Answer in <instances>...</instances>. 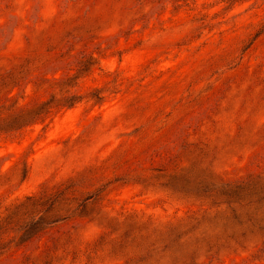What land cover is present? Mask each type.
<instances>
[{
  "label": "rangeland",
  "instance_id": "obj_1",
  "mask_svg": "<svg viewBox=\"0 0 264 264\" xmlns=\"http://www.w3.org/2000/svg\"><path fill=\"white\" fill-rule=\"evenodd\" d=\"M26 59L80 101L0 137V264H264V0H0Z\"/></svg>",
  "mask_w": 264,
  "mask_h": 264
},
{
  "label": "trees",
  "instance_id": "obj_2",
  "mask_svg": "<svg viewBox=\"0 0 264 264\" xmlns=\"http://www.w3.org/2000/svg\"><path fill=\"white\" fill-rule=\"evenodd\" d=\"M34 63L31 60L25 61L18 68L0 69V137L11 136L21 132L24 128L38 121H44L54 109L62 106L71 107L80 101L77 96L64 97L61 100L52 98L41 104H36L31 108H18L17 102L10 103L11 93L17 83L34 69ZM50 82L45 79L43 83ZM31 199V198H30ZM14 215L0 218V236L7 232L14 221Z\"/></svg>",
  "mask_w": 264,
  "mask_h": 264
}]
</instances>
